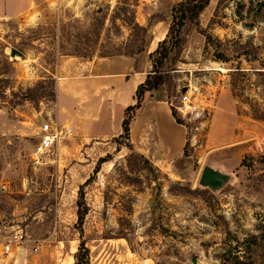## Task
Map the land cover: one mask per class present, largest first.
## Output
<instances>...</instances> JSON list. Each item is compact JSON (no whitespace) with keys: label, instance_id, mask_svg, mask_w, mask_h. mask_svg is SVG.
Segmentation results:
<instances>
[{"label":"rangeland","instance_id":"obj_1","mask_svg":"<svg viewBox=\"0 0 264 264\" xmlns=\"http://www.w3.org/2000/svg\"><path fill=\"white\" fill-rule=\"evenodd\" d=\"M260 1L210 0L183 26L163 66L168 82L145 94L150 107L172 105L186 129V156L176 159L159 150L153 122L130 136L131 148L120 134L179 0H52L51 10L0 17V264H74L86 181L89 264H264V121L253 112L264 113V76L254 73L264 67ZM122 5L152 39L132 58L119 56L130 34L114 19ZM46 123L57 138L36 157ZM205 167L227 181L202 187ZM20 234L24 257L12 248Z\"/></svg>","mask_w":264,"mask_h":264},{"label":"trees","instance_id":"obj_2","mask_svg":"<svg viewBox=\"0 0 264 264\" xmlns=\"http://www.w3.org/2000/svg\"><path fill=\"white\" fill-rule=\"evenodd\" d=\"M210 0H179V2L171 8V22L168 28V32L166 37L160 41L157 45V48L154 52L148 54L150 58V66L151 69L145 75V80L137 85L134 96H133V105H129L125 107L123 110V117L121 121V134L120 137L128 142V147H132L130 143V131L134 121L138 118L139 114L142 112L145 102L144 96L149 92H157L162 89V87L168 82V72L163 69L165 62L169 59L170 54L174 50H179L181 44L180 33L188 21H194L199 17V14L206 8ZM260 4V7H263V2L257 0ZM130 15L126 17L127 14L126 6H118L116 8V15L114 19L122 20L123 24H126L129 28L130 34L128 38V43L126 45V50L122 53H119V56L125 57H134L142 53L146 46L151 42L150 35L148 34V29L140 26L135 21L134 11L132 9L129 10ZM124 18V19H121ZM101 29H103L104 22L101 23ZM97 38L99 39L98 35ZM98 41V40H97ZM214 40L210 36L206 37V44H214ZM245 55V53H242ZM247 54V53H246ZM69 55V54H66ZM71 56V55H70ZM81 57L90 58L89 56L82 55ZM102 58H106L107 55H102ZM214 60L217 62L227 63L228 58L219 51L213 55ZM143 71L137 70L136 73H142ZM245 72L240 68V66H236L230 72V77L233 79L232 83V92L239 87V83H242L241 77H243ZM256 76H264V67L261 68L260 71L254 72ZM244 84V83H243ZM245 86V85H244ZM234 96H238L235 95ZM157 102H164L163 100H157ZM253 108V107H252ZM169 110L171 112V116L176 124L182 125L180 120L177 117V113L175 108L172 105H169ZM254 119L257 121H264V113L260 112L258 109H254ZM182 156H186V144L183 148ZM103 162L100 160L99 163ZM244 165V160L241 163ZM86 181L83 185L80 186L79 190V198L77 202V226L79 228V236L80 242L78 246L77 252L74 254V264H89V251L85 247L84 241L82 238V229L81 226L83 224L85 215H86V205L82 195V189L87 184Z\"/></svg>","mask_w":264,"mask_h":264},{"label":"crops","instance_id":"obj_3","mask_svg":"<svg viewBox=\"0 0 264 264\" xmlns=\"http://www.w3.org/2000/svg\"><path fill=\"white\" fill-rule=\"evenodd\" d=\"M47 9H52V0H0V17L18 18L27 15L34 10L43 11ZM34 16L36 21L37 17L36 15ZM100 60H106V58H101ZM145 75L137 85L145 80ZM148 103L149 101L145 103L142 110V113L146 110V115H142V118H137L132 125L130 131L131 138L136 139L139 130H143L145 126L153 122L156 127V137L159 150L162 154H165L172 159L179 158L183 154L186 129L175 123L167 103L156 101L151 107ZM12 248L23 257L26 255L25 250L23 251L16 246H12ZM7 254V259H16L15 253L12 254L7 252Z\"/></svg>","mask_w":264,"mask_h":264},{"label":"built area","instance_id":"obj_4","mask_svg":"<svg viewBox=\"0 0 264 264\" xmlns=\"http://www.w3.org/2000/svg\"><path fill=\"white\" fill-rule=\"evenodd\" d=\"M185 101H187V97H182V102L184 103ZM39 134L40 142L34 148V155L36 157L41 156L51 149L54 140L57 138V133L54 131L52 126L47 123L40 126ZM13 243L17 248H19L21 244H25L23 236L21 234L19 236L15 235L13 238ZM11 245L12 244H9L5 247L6 252L9 251Z\"/></svg>","mask_w":264,"mask_h":264},{"label":"water","instance_id":"obj_5","mask_svg":"<svg viewBox=\"0 0 264 264\" xmlns=\"http://www.w3.org/2000/svg\"><path fill=\"white\" fill-rule=\"evenodd\" d=\"M11 55L21 56V53L16 50H12ZM226 181L227 175L217 172L210 167H205L200 174L199 184L202 187L211 188L213 186L223 185Z\"/></svg>","mask_w":264,"mask_h":264},{"label":"bare ground","instance_id":"obj_6","mask_svg":"<svg viewBox=\"0 0 264 264\" xmlns=\"http://www.w3.org/2000/svg\"><path fill=\"white\" fill-rule=\"evenodd\" d=\"M8 253H10V252L8 251Z\"/></svg>","mask_w":264,"mask_h":264}]
</instances>
